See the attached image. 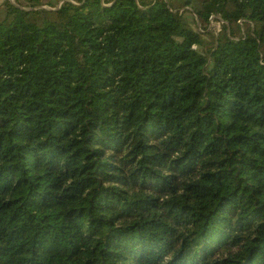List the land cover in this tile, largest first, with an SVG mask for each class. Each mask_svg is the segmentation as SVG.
<instances>
[{"label": "trees", "instance_id": "16d2710c", "mask_svg": "<svg viewBox=\"0 0 264 264\" xmlns=\"http://www.w3.org/2000/svg\"><path fill=\"white\" fill-rule=\"evenodd\" d=\"M4 9L0 264H264V0Z\"/></svg>", "mask_w": 264, "mask_h": 264}, {"label": "rangeland", "instance_id": "374dc122", "mask_svg": "<svg viewBox=\"0 0 264 264\" xmlns=\"http://www.w3.org/2000/svg\"><path fill=\"white\" fill-rule=\"evenodd\" d=\"M53 2V1H55V0H43V2L44 3H46V2ZM9 2L11 3V4H14V0H9ZM69 2V1H68ZM4 3H5V0H0V22H2L4 19H5V17H6V10L4 9ZM1 8H3L2 10H1ZM214 20L212 19V22H213ZM212 28L213 29H215L216 28V25H214V24H212ZM206 40H210V39H208V38H206Z\"/></svg>", "mask_w": 264, "mask_h": 264}, {"label": "crops", "instance_id": "0c3cea01", "mask_svg": "<svg viewBox=\"0 0 264 264\" xmlns=\"http://www.w3.org/2000/svg\"><path fill=\"white\" fill-rule=\"evenodd\" d=\"M3 8H1V10H2Z\"/></svg>", "mask_w": 264, "mask_h": 264}, {"label": "water", "instance_id": "95a60500", "mask_svg": "<svg viewBox=\"0 0 264 264\" xmlns=\"http://www.w3.org/2000/svg\"><path fill=\"white\" fill-rule=\"evenodd\" d=\"M41 9H44V8H41Z\"/></svg>", "mask_w": 264, "mask_h": 264}]
</instances>
